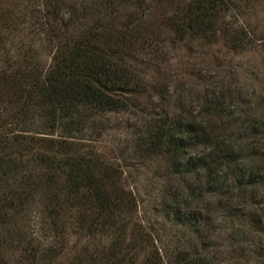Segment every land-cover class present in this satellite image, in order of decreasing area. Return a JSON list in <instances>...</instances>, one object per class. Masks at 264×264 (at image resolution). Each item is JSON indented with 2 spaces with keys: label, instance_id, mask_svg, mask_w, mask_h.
Instances as JSON below:
<instances>
[{
  "label": "trees",
  "instance_id": "trees-1",
  "mask_svg": "<svg viewBox=\"0 0 264 264\" xmlns=\"http://www.w3.org/2000/svg\"><path fill=\"white\" fill-rule=\"evenodd\" d=\"M262 1L0 0V264H264V118L166 71L177 42L263 41ZM131 157L178 178L188 242L144 218Z\"/></svg>",
  "mask_w": 264,
  "mask_h": 264
},
{
  "label": "rangeland",
  "instance_id": "rangeland-1",
  "mask_svg": "<svg viewBox=\"0 0 264 264\" xmlns=\"http://www.w3.org/2000/svg\"><path fill=\"white\" fill-rule=\"evenodd\" d=\"M258 4L259 10L252 15L250 22L256 30L264 31V0ZM167 49L171 65H168L166 71L173 74V83L170 84L169 90L174 88V83H181V87L177 86L175 91L173 89L176 96H188V99L194 98L196 102L195 91L202 94L204 91L218 90V86L222 90L230 86L234 91H241L247 100L244 103L238 102L239 108L248 113L255 112L264 118V40L237 51L221 42V39L211 45L199 44L197 39L182 41ZM147 77L151 79V76ZM228 108L231 109V105ZM113 114L107 113L111 119H119L120 126H124L126 119L133 122L131 117L136 118L135 115L127 113H116L114 116ZM117 129H107L106 138L112 140ZM115 154L116 150L113 152L108 149L107 155ZM164 163V158L144 163L134 157L127 158L126 163L124 162L125 165L128 164L125 168L127 184L137 192L140 198V212L144 218L165 230L173 243L188 242L187 228L180 225L179 220L175 218V208L169 207L167 203L176 193L179 180L166 173L162 168ZM259 197H264V185L257 188L255 200H260ZM203 199L204 197L199 198L193 203L203 206ZM257 205L259 210L264 212L262 201ZM192 241H196L195 237Z\"/></svg>",
  "mask_w": 264,
  "mask_h": 264
}]
</instances>
